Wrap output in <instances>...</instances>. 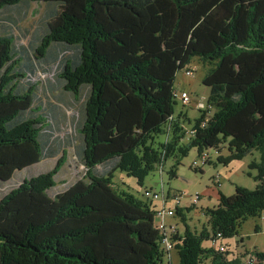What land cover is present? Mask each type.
<instances>
[{
    "label": "trees",
    "instance_id": "16d2710c",
    "mask_svg": "<svg viewBox=\"0 0 264 264\" xmlns=\"http://www.w3.org/2000/svg\"><path fill=\"white\" fill-rule=\"evenodd\" d=\"M33 3L48 10L30 47L0 34V264H173L158 205L145 193L142 200L116 189L115 174L144 187L170 158L180 165L193 149L220 154L226 143L230 155L219 156L221 164L261 153L250 166L256 188L220 194L200 232L188 225L198 204L177 208L172 218L185 230L168 218L167 237L178 264H264V252L239 255L225 243L264 213V0H0V11L27 16ZM194 58L211 66L203 80L210 96L191 136L174 93L178 72ZM41 65L56 66L76 102L89 90L76 121L85 179L49 194L64 149L53 170L2 195L16 174L58 156L39 98L43 86L32 80ZM161 135L168 140L157 142ZM169 175L176 178V168Z\"/></svg>",
    "mask_w": 264,
    "mask_h": 264
},
{
    "label": "rangeland",
    "instance_id": "374dc122",
    "mask_svg": "<svg viewBox=\"0 0 264 264\" xmlns=\"http://www.w3.org/2000/svg\"><path fill=\"white\" fill-rule=\"evenodd\" d=\"M31 12L25 16L24 11L2 12L0 11V34H13L16 37L17 47H30L34 41L36 31L40 28V20L47 12L45 3H33ZM10 18V19H8ZM42 29V28H40ZM41 34V31H39ZM33 53V50H31ZM34 59V58H33ZM211 66L203 64L199 58H194L191 64L184 70L178 72L175 80V89L177 92H187L194 104L192 106H184L177 101L176 115L180 113L187 114V120L184 129L188 133L192 130L195 121L200 118L201 113L208 108V99L210 96V88L203 84V80L207 76ZM187 70H192L191 76L187 75ZM57 68L53 65L40 66L37 73L32 76L33 82L38 81L43 88L39 92L40 101L45 106L43 113L48 115L49 124L52 129L49 130L53 134L54 143L52 150L57 153V157L47 158L38 165L31 167L24 172L16 174L12 182L5 187L2 195L9 193L12 189L21 185L24 178L30 179L40 174L53 170L62 158V152L65 149L68 153L67 159L56 176V187L49 191L54 197L70 186L84 180L86 169L80 161L78 152L82 149V138L78 134L76 121L78 120V110L88 98L89 90L84 92L80 102H76L74 98L64 90L61 80H57ZM62 99V100H61ZM210 117L215 110L211 109ZM189 138V135H188ZM188 138L183 141L188 142ZM167 135L159 136L157 142H166ZM219 154L215 149L208 151L211 157L210 164L202 167L199 171L202 160L197 149H193L186 158H182L180 165H177V159L170 158L165 165L158 167L145 180L144 187H140L137 180L126 173L117 172L113 179V183L118 190L129 192L139 199L145 200L144 193L146 190H152L160 196L166 195H182V206H190L196 195L200 196L197 209L188 215V225L196 232L202 231L203 227L208 224V217L205 215L206 209H214L219 206L220 194L225 196H233L237 193L236 186H241L250 190L256 188L254 176L256 170H252L250 166L261 161V153L259 151L252 152L243 160L233 161L230 164H221L219 156L228 157L230 155L228 144H224ZM197 163V166H194ZM172 168H176L177 177L170 178L169 172ZM106 169V168H105ZM104 169V170H105ZM103 171L102 168L98 169ZM251 175V176H249ZM220 184L218 185V181ZM155 205L160 207V201L154 200ZM179 222V227L184 231V224L180 218H171L169 222L174 224ZM170 225V224H169ZM260 227V231L256 232V227ZM242 239L244 240L242 243ZM225 243L229 245L232 252L242 255L246 251L264 252V222L260 218H251L245 222L238 236L225 239ZM168 260V255L166 257ZM173 264L179 263L177 252L172 253ZM166 264L168 262L166 261Z\"/></svg>",
    "mask_w": 264,
    "mask_h": 264
},
{
    "label": "built area",
    "instance_id": "2783aa9c",
    "mask_svg": "<svg viewBox=\"0 0 264 264\" xmlns=\"http://www.w3.org/2000/svg\"><path fill=\"white\" fill-rule=\"evenodd\" d=\"M193 74V71H187V75L191 76ZM175 98L177 101H180L184 106H192V104H194V102L192 101L191 96L187 93V92H177L175 90ZM195 131L191 130L189 132V135H194ZM200 158L202 160V165L199 169H201L203 166L209 164L211 157L209 156L208 152H204L200 155ZM196 167L197 163H195ZM219 182V180H218ZM145 196L148 199H152V200H158L160 201V207L158 208V212H157V218H158V223L157 226L159 228V230L161 231V235L163 236V243L165 245V251H166V255H168V259L171 258V254L173 252V246L170 243V240L167 237V231H168V224H167V219L168 218H172L176 215V209L182 207V196L181 195H173V197L171 198V194L166 195L165 193H163L161 196L157 193L151 192V191H146L145 192ZM200 200V196L196 195L193 198L192 201V205H197L198 201ZM261 220L264 222V213L262 214V218ZM222 236L221 234L218 235V239H220ZM214 246H217V241H214ZM220 251H224L225 248L224 247H219ZM255 258H249L247 260L248 264H254Z\"/></svg>",
    "mask_w": 264,
    "mask_h": 264
},
{
    "label": "crops",
    "instance_id": "0c3cea01",
    "mask_svg": "<svg viewBox=\"0 0 264 264\" xmlns=\"http://www.w3.org/2000/svg\"><path fill=\"white\" fill-rule=\"evenodd\" d=\"M221 185V184H220ZM257 185V184H256ZM239 187H241V186H239Z\"/></svg>",
    "mask_w": 264,
    "mask_h": 264
}]
</instances>
